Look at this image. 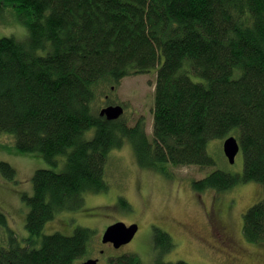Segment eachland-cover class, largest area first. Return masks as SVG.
Wrapping results in <instances>:
<instances>
[{
	"label": "trees",
	"instance_id": "16d2710c",
	"mask_svg": "<svg viewBox=\"0 0 264 264\" xmlns=\"http://www.w3.org/2000/svg\"><path fill=\"white\" fill-rule=\"evenodd\" d=\"M24 18L29 38H0V132L22 152H41L61 171L40 168L24 196L29 236L9 230L0 264H72L88 252L95 231L44 233L56 212L76 210L86 192L106 191L112 149L128 139L138 163L168 175L169 165L214 162L207 144L237 136L243 173L215 169L193 180L198 190H227L255 180L264 190V0H0ZM46 50L40 53L39 50ZM156 73L153 129L143 117L108 119L96 102L132 74ZM112 104L108 103L107 105ZM94 129L91 137L87 132ZM14 176L16 169L0 161ZM121 201L125 202L123 198ZM243 233L264 242V195L243 215ZM168 250L172 236L155 227ZM39 244V245H38ZM38 245V246H37ZM108 264H145L123 254ZM152 264H189L184 260Z\"/></svg>",
	"mask_w": 264,
	"mask_h": 264
},
{
	"label": "rangeland",
	"instance_id": "374dc122",
	"mask_svg": "<svg viewBox=\"0 0 264 264\" xmlns=\"http://www.w3.org/2000/svg\"><path fill=\"white\" fill-rule=\"evenodd\" d=\"M2 37L29 38L24 18L10 5H0ZM39 52L46 53V50L40 49ZM156 76L153 70L128 75L119 84L100 93L96 106L101 109L108 103L123 104V117L129 124L143 117L146 132L151 136ZM94 132V129H90L87 136L91 137ZM225 138L217 137L207 144V151L215 163L206 167L169 165V170L173 172L171 176L160 169L141 166L127 139L120 148L112 149L109 155L106 166L109 188L106 191L86 192L84 204L76 210L56 212L55 217L46 224L44 233L60 231L70 234L76 226H87L95 231L88 252L72 264H81L88 258L96 257L100 258V264H108L111 258L123 254H136L145 264L178 260L189 264H242L238 263L237 257L234 258L236 249L211 238L207 232L210 229L207 211L211 207H219L222 217L230 223L235 245L254 260L248 264H264V242L250 241L243 233V215L263 197V185L248 180L222 191H201L193 185V180L201 179L215 169L243 173V151L240 150L235 162L231 163L223 149ZM65 158V155H60L54 164L47 161L41 152H22L12 135L0 132V161L9 162L16 169L12 177L0 169V209L7 216L8 229L15 231L22 244L27 243L25 239L29 236L26 217L30 206L24 196L34 193L35 172L40 168L61 171ZM120 220L127 224H139L134 238L120 247L110 242L103 243L102 235L107 226ZM155 227L168 232L175 245L168 250L156 245ZM8 229L0 227L2 244L8 240Z\"/></svg>",
	"mask_w": 264,
	"mask_h": 264
},
{
	"label": "water",
	"instance_id": "95a60500",
	"mask_svg": "<svg viewBox=\"0 0 264 264\" xmlns=\"http://www.w3.org/2000/svg\"><path fill=\"white\" fill-rule=\"evenodd\" d=\"M125 113L123 104H109L100 109V115L108 119H118ZM240 142L235 135H229L225 138L223 149L226 157L231 163L235 162L236 156L240 151ZM139 230L138 223L127 224L124 221H116L107 226L103 235V243H112L115 247H120L123 244L130 242L137 231ZM97 258H88L81 264H97Z\"/></svg>",
	"mask_w": 264,
	"mask_h": 264
},
{
	"label": "flooded vegetation",
	"instance_id": "af4514ba",
	"mask_svg": "<svg viewBox=\"0 0 264 264\" xmlns=\"http://www.w3.org/2000/svg\"><path fill=\"white\" fill-rule=\"evenodd\" d=\"M208 213V222L210 224V229L207 230V232L209 233L210 237L211 238H214V239H218L220 241V243H223L225 244V246H232L233 250L236 249V256L234 258L237 257V261L238 263H242V264H248L250 263L251 261H254V260H251V258H248L250 257V255H248L247 252H245L244 250H241L240 248H238L233 239H232V231H231V228H230V223L225 219L223 218L220 213V210H219V207H211L209 208V210L207 211ZM218 232V233H216ZM198 234L200 232H197ZM207 234V233H206ZM218 234V235H217ZM219 235H222L221 237ZM203 239H205V237H202ZM202 239V240H203ZM228 243V244H226ZM239 257V258H238ZM98 259V263L97 264H100V258L96 257ZM260 261V260H259Z\"/></svg>",
	"mask_w": 264,
	"mask_h": 264
}]
</instances>
